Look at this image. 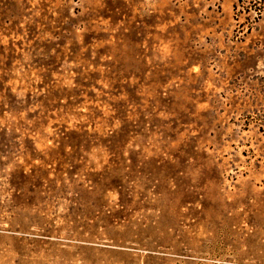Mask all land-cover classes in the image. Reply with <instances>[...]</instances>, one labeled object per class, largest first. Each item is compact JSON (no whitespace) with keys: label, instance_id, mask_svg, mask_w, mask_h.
Returning a JSON list of instances; mask_svg holds the SVG:
<instances>
[{"label":"rangeland","instance_id":"rangeland-1","mask_svg":"<svg viewBox=\"0 0 264 264\" xmlns=\"http://www.w3.org/2000/svg\"><path fill=\"white\" fill-rule=\"evenodd\" d=\"M0 264H264V0H0Z\"/></svg>","mask_w":264,"mask_h":264}]
</instances>
